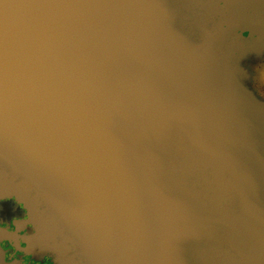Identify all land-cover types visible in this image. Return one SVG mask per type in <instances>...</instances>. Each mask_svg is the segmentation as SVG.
<instances>
[{"label": "water", "instance_id": "95a60500", "mask_svg": "<svg viewBox=\"0 0 264 264\" xmlns=\"http://www.w3.org/2000/svg\"><path fill=\"white\" fill-rule=\"evenodd\" d=\"M250 56L264 0H0V199L27 210L28 247L54 264L259 261ZM0 264L20 263L0 247Z\"/></svg>", "mask_w": 264, "mask_h": 264}, {"label": "flooded vegetation", "instance_id": "af4514ba", "mask_svg": "<svg viewBox=\"0 0 264 264\" xmlns=\"http://www.w3.org/2000/svg\"><path fill=\"white\" fill-rule=\"evenodd\" d=\"M264 62V57L262 59ZM260 60L248 57L244 65L250 71L248 85L252 90L264 100L255 88L259 81L258 68ZM27 220V210L14 198L0 199V229L5 230L1 233L0 247L3 249L7 262H19L20 264H54L50 254L39 250H32L28 247L25 238L34 232L31 224L23 225Z\"/></svg>", "mask_w": 264, "mask_h": 264}, {"label": "rangeland", "instance_id": "374dc122", "mask_svg": "<svg viewBox=\"0 0 264 264\" xmlns=\"http://www.w3.org/2000/svg\"><path fill=\"white\" fill-rule=\"evenodd\" d=\"M256 71L258 72L259 81L255 85V88L261 95H264V62L262 60Z\"/></svg>", "mask_w": 264, "mask_h": 264}, {"label": "bare ground", "instance_id": "6f19581e", "mask_svg": "<svg viewBox=\"0 0 264 264\" xmlns=\"http://www.w3.org/2000/svg\"><path fill=\"white\" fill-rule=\"evenodd\" d=\"M259 261H257L256 263L254 262V264H264V254H260L258 256Z\"/></svg>", "mask_w": 264, "mask_h": 264}]
</instances>
